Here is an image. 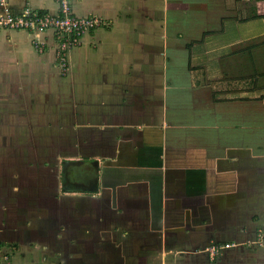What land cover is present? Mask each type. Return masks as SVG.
I'll use <instances>...</instances> for the list:
<instances>
[{
    "label": "crops",
    "instance_id": "1",
    "mask_svg": "<svg viewBox=\"0 0 264 264\" xmlns=\"http://www.w3.org/2000/svg\"><path fill=\"white\" fill-rule=\"evenodd\" d=\"M70 2L99 23L64 73L50 30L36 47L0 28L1 264H30L45 242L63 251L64 204L74 227L85 199L105 208L92 229H127L139 263L264 264V0ZM27 4L57 11H0Z\"/></svg>",
    "mask_w": 264,
    "mask_h": 264
},
{
    "label": "rangeland",
    "instance_id": "2",
    "mask_svg": "<svg viewBox=\"0 0 264 264\" xmlns=\"http://www.w3.org/2000/svg\"><path fill=\"white\" fill-rule=\"evenodd\" d=\"M54 53L56 54L55 51ZM68 66L69 61L65 70L60 68L62 73H64V71H67ZM80 202V215L81 217L83 215L86 216L82 218L80 217L78 219L79 222H76L74 227L72 226L71 220H76V218L78 217L77 214L73 215V209L75 208L72 207L70 202H65L64 204V236L65 239L69 240V245L65 246V249L63 251H59L56 250L54 246L49 245L50 242H45V246H49L48 249H45L44 246H42L43 248L39 247L41 249H39L38 251L36 250L34 252L25 253L27 259H29V262L31 261L30 264H143V262L139 263L135 260H131V254L123 250V241L118 233L127 231V229H121V226H119L120 224L116 225L114 223L110 226L109 224L106 226L109 227V229H111L113 232H116V236H111L110 232L104 233L103 227L99 228L96 226L95 230L92 229L94 225V219L96 218L95 221H97L98 216L100 218L104 217L105 211L103 209L105 208H103V205L98 204L95 208H92V203H90L89 200L85 199ZM59 206L61 205H56L54 207L58 208ZM55 208L53 209L55 210ZM54 210L49 213V216L51 217H49L50 223H48L49 232L51 233L49 235L50 237L48 238L49 240H51V237H53L52 229H55V226H61V216H58V213L56 214V211ZM88 216L94 218H89ZM53 217L57 218L55 222L53 221ZM72 239H76V241L73 245H70V240ZM0 249H2L1 246ZM128 256L130 257L128 258ZM148 256L149 255H147L144 260ZM11 258L12 253L10 250H0V264L3 262L8 263L9 259ZM149 263L150 261H144V264Z\"/></svg>",
    "mask_w": 264,
    "mask_h": 264
},
{
    "label": "built area",
    "instance_id": "3",
    "mask_svg": "<svg viewBox=\"0 0 264 264\" xmlns=\"http://www.w3.org/2000/svg\"><path fill=\"white\" fill-rule=\"evenodd\" d=\"M57 11L35 9L25 5L21 10L14 12L9 7L0 11V28L23 29L34 33L33 42L36 47L42 42L36 35L50 30L54 37V51L60 68L65 70L68 65V51L81 42L82 37L96 27L99 19L92 14L77 15L71 8L70 0H56ZM226 246L228 244H225ZM221 248L218 243H211L205 251L215 257Z\"/></svg>",
    "mask_w": 264,
    "mask_h": 264
},
{
    "label": "water",
    "instance_id": "4",
    "mask_svg": "<svg viewBox=\"0 0 264 264\" xmlns=\"http://www.w3.org/2000/svg\"><path fill=\"white\" fill-rule=\"evenodd\" d=\"M74 162H77V160H75ZM66 163H70V161L64 160L63 164H66ZM68 182H69V180H68V178H66V172H64V181H63L64 188H65V186H67ZM94 184H95V180L92 183L93 186L89 185L86 189H94Z\"/></svg>",
    "mask_w": 264,
    "mask_h": 264
}]
</instances>
